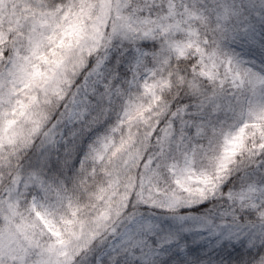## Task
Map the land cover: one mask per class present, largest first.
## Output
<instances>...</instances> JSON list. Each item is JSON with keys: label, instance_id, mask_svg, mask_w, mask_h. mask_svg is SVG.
Wrapping results in <instances>:
<instances>
[{"label": "snow or ice", "instance_id": "obj_1", "mask_svg": "<svg viewBox=\"0 0 264 264\" xmlns=\"http://www.w3.org/2000/svg\"><path fill=\"white\" fill-rule=\"evenodd\" d=\"M0 264H264V0H0Z\"/></svg>", "mask_w": 264, "mask_h": 264}]
</instances>
